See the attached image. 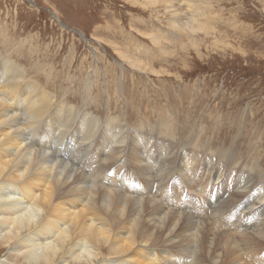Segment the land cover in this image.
Returning <instances> with one entry per match:
<instances>
[{"label": "rangeland", "instance_id": "rangeland-1", "mask_svg": "<svg viewBox=\"0 0 264 264\" xmlns=\"http://www.w3.org/2000/svg\"><path fill=\"white\" fill-rule=\"evenodd\" d=\"M161 1L0 0L1 57L12 59L24 80L53 93L51 107L64 102L102 124L118 120L184 146L173 173L142 182L163 193L159 202L166 200V185L175 175L203 191L218 186L225 199L211 214L219 219L239 204V212L257 215L248 231L262 230L264 180L254 182V173L264 178V0L182 1L187 18L202 24L194 31L177 29ZM123 51L148 64L129 65ZM0 62L5 68L6 59ZM67 113V123L76 127L74 113ZM34 142L39 149L46 146ZM216 152L242 167L229 166ZM111 153L91 152L76 166L92 174L93 161L118 163L127 184V168L138 172L132 149L116 160H109ZM117 177L115 172L95 180L105 187ZM262 249L251 247L245 254L253 264H264ZM6 252L0 247V258ZM148 252L156 264H179L168 261L177 252L199 264L180 250L142 249L146 257Z\"/></svg>", "mask_w": 264, "mask_h": 264}, {"label": "bare ground", "instance_id": "bare-ground-1", "mask_svg": "<svg viewBox=\"0 0 264 264\" xmlns=\"http://www.w3.org/2000/svg\"><path fill=\"white\" fill-rule=\"evenodd\" d=\"M182 1L161 2L177 29L198 30L202 24L187 18ZM121 57L133 67L148 64L127 51ZM0 58L7 62L5 68L0 62V247L7 249L0 264H156L150 252L148 257L142 253L144 248L191 253L199 264H253L245 253L264 246V229L248 231L256 213L239 212L238 204L217 219L211 212L225 199L218 186L203 191L177 175L160 202L163 193L142 183L162 180L176 170L177 153L184 146L174 137L118 120L102 124L64 102L51 107L53 93L35 80H24L9 56ZM65 109L74 113L76 127L67 123L71 115ZM39 140L46 146L37 148L34 141ZM130 149L138 172L127 168L132 176L126 177L127 184L118 163L107 167L108 160L93 161L92 174L76 166L91 152L107 157L112 150L109 160H116ZM216 153L229 166H239ZM115 172L119 177L109 186L95 180ZM254 175V182L264 180ZM121 185L122 191L115 188ZM233 230L245 233L232 235ZM171 257L172 263L194 262L180 252Z\"/></svg>", "mask_w": 264, "mask_h": 264}]
</instances>
